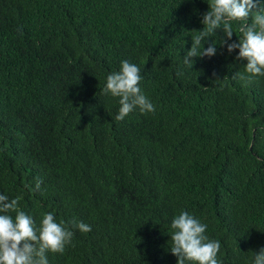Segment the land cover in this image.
Here are the masks:
<instances>
[{
    "label": "trees",
    "instance_id": "16d2710c",
    "mask_svg": "<svg viewBox=\"0 0 264 264\" xmlns=\"http://www.w3.org/2000/svg\"><path fill=\"white\" fill-rule=\"evenodd\" d=\"M208 0H0V194L37 224L82 221L50 264H177L171 222L186 211L222 264L264 248V77L217 40L183 57ZM234 41L238 37L234 33ZM127 60L155 105L116 119L107 76ZM215 73V76L213 75ZM40 191H32L35 181ZM14 216V213L12 214Z\"/></svg>",
    "mask_w": 264,
    "mask_h": 264
},
{
    "label": "clouds",
    "instance_id": "9594fccd",
    "mask_svg": "<svg viewBox=\"0 0 264 264\" xmlns=\"http://www.w3.org/2000/svg\"><path fill=\"white\" fill-rule=\"evenodd\" d=\"M209 11L203 14V30L193 32L192 47L183 57L185 66L192 68L196 57L216 55L217 40L205 48L204 42L222 30L225 39L218 40L229 54L238 50L236 60L247 61L244 71L232 79L251 81L264 77V0H208ZM234 33L238 41H234ZM215 76V73L213 74ZM140 67L127 60L120 69L107 76L105 94L119 98L117 120H124L139 108L142 113H154L155 105L144 94ZM43 181L37 178L32 191H40ZM21 195L10 198L0 194V264H50L48 254H62L72 242L73 227L82 233L92 231L82 221H57L55 212H46L39 224L20 208ZM14 213V216L12 215ZM207 225L192 214L182 211L171 222L170 252L177 264H222L218 259L221 244L210 239ZM251 264H264V248L252 252Z\"/></svg>",
    "mask_w": 264,
    "mask_h": 264
}]
</instances>
